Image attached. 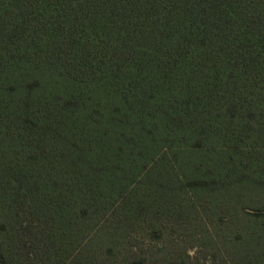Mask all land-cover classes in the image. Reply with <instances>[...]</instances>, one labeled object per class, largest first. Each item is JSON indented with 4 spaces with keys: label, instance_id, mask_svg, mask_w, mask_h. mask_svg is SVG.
Masks as SVG:
<instances>
[{
    "label": "trees",
    "instance_id": "1",
    "mask_svg": "<svg viewBox=\"0 0 264 264\" xmlns=\"http://www.w3.org/2000/svg\"><path fill=\"white\" fill-rule=\"evenodd\" d=\"M0 264H264V0H0Z\"/></svg>",
    "mask_w": 264,
    "mask_h": 264
},
{
    "label": "rangeland",
    "instance_id": "2",
    "mask_svg": "<svg viewBox=\"0 0 264 264\" xmlns=\"http://www.w3.org/2000/svg\"><path fill=\"white\" fill-rule=\"evenodd\" d=\"M181 246H184V244H182ZM198 251H196V250H191L190 251V254L192 255V256H194V254H196Z\"/></svg>",
    "mask_w": 264,
    "mask_h": 264
}]
</instances>
